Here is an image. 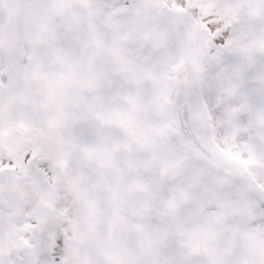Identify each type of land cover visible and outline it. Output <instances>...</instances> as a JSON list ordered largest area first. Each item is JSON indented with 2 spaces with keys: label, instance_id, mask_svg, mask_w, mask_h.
Segmentation results:
<instances>
[{
  "label": "rangeland",
  "instance_id": "rangeland-1",
  "mask_svg": "<svg viewBox=\"0 0 264 264\" xmlns=\"http://www.w3.org/2000/svg\"><path fill=\"white\" fill-rule=\"evenodd\" d=\"M95 1L8 0L15 10L12 16L0 4V94L8 92L1 101L16 105L7 120L0 109V144L27 142L26 154L35 162L29 163V179L37 185L44 175L48 183L58 180L55 190L73 180L70 165L63 167V152L66 158L75 154L80 162L93 164L91 178H84L76 189L83 205L100 211L99 218L92 216L80 229L75 227L85 250H80L81 243L67 240L56 256L59 239L48 231L41 264H264V207L259 200L240 184L202 167L169 137L177 126L175 115L167 111L172 87L166 74L170 77L176 60L172 39L161 27L137 18L134 4L113 21L119 8L115 0ZM225 1L258 49L240 44V53L222 52L217 64L207 59L204 91L209 113L206 121L196 116L195 128L219 152L248 165L264 188V61L249 62L252 73L243 72V79L232 67L236 58L264 57V0ZM17 13L28 26L29 34L22 37L27 41L30 36L35 61L21 39L13 46L15 29H20ZM105 21V28L99 25ZM117 21L120 28L113 35L111 30L103 32L112 23L117 27ZM231 43L232 33L226 47ZM113 52L115 74L107 65L109 59L110 68L114 66L109 58ZM111 75L117 85L107 90ZM15 78L28 80L15 88L6 86ZM50 142L56 143L54 148ZM63 142L71 151L62 149L58 143ZM151 142H161V148L149 147ZM5 153L1 146V157ZM189 157L196 170L186 162ZM104 158L105 187L97 179ZM38 164L45 169L37 170ZM179 172L182 177H177ZM194 188L199 191L193 194ZM0 197L12 207L31 204L24 186L8 180L0 181ZM79 205L75 193L60 200L52 211L53 226L64 215L74 222L77 214L82 220L85 211H79ZM17 233L0 221V240L5 236L10 243ZM8 259L6 254L0 264H17V259Z\"/></svg>",
  "mask_w": 264,
  "mask_h": 264
},
{
  "label": "water",
  "instance_id": "water-1",
  "mask_svg": "<svg viewBox=\"0 0 264 264\" xmlns=\"http://www.w3.org/2000/svg\"><path fill=\"white\" fill-rule=\"evenodd\" d=\"M157 21L171 29L180 47V63L175 70V96L173 106L179 114L181 128L196 152L237 177L250 191L264 202V190L237 161L223 157L208 148L193 132L189 110L205 113L201 91V28L181 11H170L161 0H137Z\"/></svg>",
  "mask_w": 264,
  "mask_h": 264
},
{
  "label": "flooded vegetation",
  "instance_id": "flooded-vegetation-1",
  "mask_svg": "<svg viewBox=\"0 0 264 264\" xmlns=\"http://www.w3.org/2000/svg\"><path fill=\"white\" fill-rule=\"evenodd\" d=\"M170 1V0H169ZM191 1H193V0H191ZM197 1H202V0H197ZM209 1V0H208ZM213 6H218V4H214ZM212 7V6H211ZM211 7H209L208 9H207V13H208V11L210 12V13H213V12H217V9H212ZM3 203H5V200H3ZM74 216H76V214L74 215ZM66 219V216L64 215V218H61V220H65Z\"/></svg>",
  "mask_w": 264,
  "mask_h": 264
},
{
  "label": "bare ground",
  "instance_id": "bare-ground-1",
  "mask_svg": "<svg viewBox=\"0 0 264 264\" xmlns=\"http://www.w3.org/2000/svg\"><path fill=\"white\" fill-rule=\"evenodd\" d=\"M180 2L182 3V0H180ZM181 3H180L179 5H181ZM219 26H220V24H211V25H210V28H211L212 31H214V30H215L216 28H218ZM219 42H221V41H218V40H217V41H216V44L219 43ZM218 45H219V44H218ZM191 120H193V118H191Z\"/></svg>",
  "mask_w": 264,
  "mask_h": 264
}]
</instances>
